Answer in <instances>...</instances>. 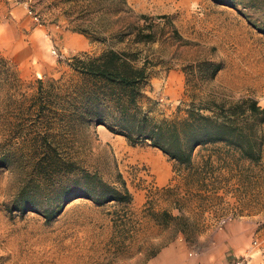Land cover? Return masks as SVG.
Segmentation results:
<instances>
[{
  "label": "rangeland",
  "instance_id": "obj_1",
  "mask_svg": "<svg viewBox=\"0 0 264 264\" xmlns=\"http://www.w3.org/2000/svg\"><path fill=\"white\" fill-rule=\"evenodd\" d=\"M232 1L0 0V264H264V119L257 159L217 141L179 164L97 124L104 94L72 66L137 51L149 73L137 103L155 121L246 98L264 109V0ZM147 22L155 40L134 43ZM46 127L62 144L76 127L84 157L109 181L121 172L132 201L80 197L47 219L61 198L29 151Z\"/></svg>",
  "mask_w": 264,
  "mask_h": 264
},
{
  "label": "trees",
  "instance_id": "obj_2",
  "mask_svg": "<svg viewBox=\"0 0 264 264\" xmlns=\"http://www.w3.org/2000/svg\"><path fill=\"white\" fill-rule=\"evenodd\" d=\"M214 1L236 5L232 0ZM141 16L145 20L149 18L145 14ZM152 24L147 22L131 28L128 33L133 35L132 41L155 40ZM138 56L134 50L110 48L97 56L73 58L72 66L79 76L91 81L95 87L97 85L104 94L103 102L107 105L102 109L97 107L99 111L92 116L97 118V124L124 135L132 145L149 141L179 164H190L197 146L217 141L235 144L244 157L258 158L256 143L261 141L262 134L257 124L259 119H264V109L255 99L214 103V106H205V110L192 104L182 119L155 121L146 113L140 114L137 103L149 76L146 62L138 64ZM76 94L67 100L68 107L76 109L73 112L78 111L77 103L81 98L78 92ZM73 112L66 114L69 123L78 118ZM56 129L46 127L43 132L38 129L29 149L32 169L39 176V182H50L61 198L54 211L44 214L47 219L59 214L67 202L80 197L91 199L97 205L110 201L128 204L132 201V193L121 172L117 171L115 180L109 181L84 157V147L75 136L78 133L76 127H68L70 141L67 144L61 143Z\"/></svg>",
  "mask_w": 264,
  "mask_h": 264
},
{
  "label": "crops",
  "instance_id": "obj_3",
  "mask_svg": "<svg viewBox=\"0 0 264 264\" xmlns=\"http://www.w3.org/2000/svg\"><path fill=\"white\" fill-rule=\"evenodd\" d=\"M154 148H155L154 150H156V151H152V152H154L156 154H158L159 152H161V150H159L158 148H156V147H154ZM159 181H160V184H164L165 182L168 181V178L162 176V177H160Z\"/></svg>",
  "mask_w": 264,
  "mask_h": 264
},
{
  "label": "built area",
  "instance_id": "obj_4",
  "mask_svg": "<svg viewBox=\"0 0 264 264\" xmlns=\"http://www.w3.org/2000/svg\"><path fill=\"white\" fill-rule=\"evenodd\" d=\"M227 221V218H221L220 221H219V225H223L224 223H226Z\"/></svg>",
  "mask_w": 264,
  "mask_h": 264
}]
</instances>
